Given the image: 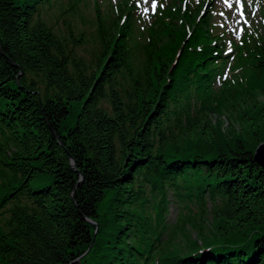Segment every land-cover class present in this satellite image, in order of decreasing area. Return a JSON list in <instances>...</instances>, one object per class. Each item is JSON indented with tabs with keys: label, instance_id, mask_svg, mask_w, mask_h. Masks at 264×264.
I'll return each mask as SVG.
<instances>
[{
	"label": "trees",
	"instance_id": "1",
	"mask_svg": "<svg viewBox=\"0 0 264 264\" xmlns=\"http://www.w3.org/2000/svg\"><path fill=\"white\" fill-rule=\"evenodd\" d=\"M54 1L0 0V264H264V4L240 42L211 0L96 1L86 50Z\"/></svg>",
	"mask_w": 264,
	"mask_h": 264
},
{
	"label": "rangeland",
	"instance_id": "2",
	"mask_svg": "<svg viewBox=\"0 0 264 264\" xmlns=\"http://www.w3.org/2000/svg\"><path fill=\"white\" fill-rule=\"evenodd\" d=\"M145 5V12H151L156 6L157 2L154 0H142ZM214 2L218 5V7H225L230 10L229 19L221 15L222 19L227 23L226 27L232 29L234 28V33L238 34L243 28V22L241 16L240 3L244 10V18L245 24L248 23L250 26L252 24V10H256L258 12V5L255 4L256 0H214ZM251 10V15H250ZM225 13V12H223ZM254 14V15H255ZM43 19L47 23V25L51 26L55 30L65 31L66 27L72 28L73 32H82L85 36L88 37V44L86 45V50L91 49V45L95 39V21L93 18L92 12H90V7H88L87 3H83V1H79L76 5L73 0H56L51 6L45 4L43 5L42 11ZM260 20V17L258 16ZM235 65V63L233 64ZM74 111V110H72ZM224 122L226 123L227 114H222ZM226 124H224L225 126ZM171 199V197H169ZM169 215L167 222H171L175 219V216L178 215V208L176 207V203L172 201L168 206ZM191 235L194 234L193 231L189 230Z\"/></svg>",
	"mask_w": 264,
	"mask_h": 264
},
{
	"label": "water",
	"instance_id": "3",
	"mask_svg": "<svg viewBox=\"0 0 264 264\" xmlns=\"http://www.w3.org/2000/svg\"><path fill=\"white\" fill-rule=\"evenodd\" d=\"M254 159L264 167V141L259 143L254 150ZM92 222V221H91Z\"/></svg>",
	"mask_w": 264,
	"mask_h": 264
},
{
	"label": "bare ground",
	"instance_id": "4",
	"mask_svg": "<svg viewBox=\"0 0 264 264\" xmlns=\"http://www.w3.org/2000/svg\"><path fill=\"white\" fill-rule=\"evenodd\" d=\"M261 143V142H260Z\"/></svg>",
	"mask_w": 264,
	"mask_h": 264
}]
</instances>
